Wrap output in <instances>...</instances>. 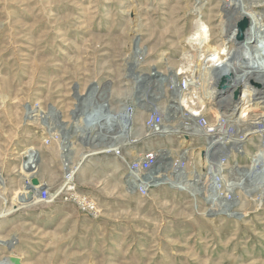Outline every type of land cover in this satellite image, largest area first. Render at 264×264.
<instances>
[{
	"label": "rangeland",
	"instance_id": "rangeland-1",
	"mask_svg": "<svg viewBox=\"0 0 264 264\" xmlns=\"http://www.w3.org/2000/svg\"><path fill=\"white\" fill-rule=\"evenodd\" d=\"M219 4L220 0H0V259L18 256L23 264H264V198L245 196L248 200L242 198L228 215L209 216L203 198L195 200L167 185L149 196L134 192L126 184L125 165L115 156H89L77 174L79 190L100 209L95 218L60 200H20L28 183L33 184L21 167L30 148L42 159L36 176L40 184L54 191L64 174L57 138L40 116H31V109L55 108L64 120L72 121L76 91L98 87L116 112L139 88L127 78L135 64L134 70L142 75L166 76L147 84L148 92L140 93L141 98L163 96L157 89L178 80L186 88L182 66L191 47L200 48V55L190 62L192 68L207 51H217L209 58L214 63L223 53L224 12ZM210 91L215 97L234 93L228 113L241 119L246 131L251 128L248 118L264 116V85L256 79L237 84L222 80ZM161 102L154 112L164 111L166 100ZM141 104L133 107L136 138L148 133L150 111ZM215 118L212 114L207 124ZM79 122V133H84ZM74 141L78 157L91 152L80 138ZM180 141L152 137L139 144L135 154L169 143L174 157ZM262 141L259 132L248 138L244 151L231 156L228 167L252 166L263 153Z\"/></svg>",
	"mask_w": 264,
	"mask_h": 264
},
{
	"label": "bare ground",
	"instance_id": "bare-ground-1",
	"mask_svg": "<svg viewBox=\"0 0 264 264\" xmlns=\"http://www.w3.org/2000/svg\"><path fill=\"white\" fill-rule=\"evenodd\" d=\"M220 4L224 12L220 32L223 53L215 56L216 63H214L209 58L217 51L205 52L204 59L197 62L195 68H192L191 60L195 61L200 55V48L196 45L191 47L187 54L184 53V58L187 60H184L182 72H185V77H188L186 88L179 84V80L170 82L165 89L162 87L157 89L160 90L159 93L164 94L163 96L159 95L156 99L147 100L140 95V93L146 94L145 86L158 80H165L166 76L161 79L155 78V75H142L134 70L136 64L132 65L133 69L130 71L128 69L127 73V78L132 83L137 82L139 86L137 89L134 88L136 95L129 98L128 106L139 108L138 103H142L143 110L148 108V111L153 112L158 109L155 106L159 107L162 105L161 101L166 100V111L162 114L163 123L156 128L157 132L164 136L179 133L184 143L182 158L187 159L189 155L196 158L189 167L182 170L180 165H170L169 159L164 158V155L150 171L149 178L170 182L163 185L180 187L179 192L189 193L195 200L203 198L209 216L228 215L245 196L255 197L256 200L258 197L259 200L264 198V129L261 131L257 129L264 125V116L248 118L247 123L251 128L246 131L245 123L239 118L234 119L235 116L228 113L229 105L235 97L234 93L230 91L223 96L215 97V93L210 91L214 84L222 80L237 84L242 79L247 78L250 81L256 79L264 85V0H220ZM245 20L248 21L247 27L240 37L239 24ZM201 31H203L201 34H204V30ZM195 32L200 33L197 30ZM188 70L190 74H187ZM163 85L161 82L160 86ZM197 88L201 93L196 91ZM103 91L104 89L98 87H93L86 93L76 91V103L70 114L72 121L64 120L60 111L55 108L42 112L31 109L29 112L31 116H40L41 120H44V127L53 138L58 136L59 139L55 142L61 150V163L65 155L63 152L69 151L72 144L75 146L76 142L72 143L74 139L82 138L85 140L84 144L92 148L91 150L97 151V149L110 148V142H106V138L113 131H121L120 128L116 130L112 128L116 126L117 121L125 119L123 112L121 108L115 112L111 102L106 103L107 99L103 96ZM252 92L253 89H250L247 96H251ZM182 104H188L192 110L184 108ZM108 105H110L109 108ZM212 114H216V118L210 121L211 125L207 124L208 127L204 125V122H199L202 119L208 121ZM127 115L131 117L130 114L126 113L125 116ZM134 118L135 121L136 117ZM81 120L90 121L83 126L86 129L84 133H79L80 130L77 127V122ZM139 122H141L140 119ZM257 132L263 135L261 142L263 153L255 157L253 165L247 169L239 164L228 167L231 156L241 154L244 151V142ZM152 134H154L153 130L148 131L142 140L151 138L154 136ZM193 134L207 137L210 145L203 146V139L200 137L196 139L198 141L196 151L188 155L186 150L188 142L184 139L185 136L190 138ZM102 139L103 141H100ZM138 141L134 140L133 144ZM188 146L191 148L190 145ZM29 150V153H25L21 166L28 180L36 178L39 172L38 166L42 163L39 153L31 148ZM2 182L3 179L0 176V183ZM42 185L28 183L26 190L22 192V196H25L21 197V203L36 202L39 199L38 190ZM238 195H240L239 199ZM0 242L2 243L1 240Z\"/></svg>",
	"mask_w": 264,
	"mask_h": 264
},
{
	"label": "built area",
	"instance_id": "built-area-1",
	"mask_svg": "<svg viewBox=\"0 0 264 264\" xmlns=\"http://www.w3.org/2000/svg\"><path fill=\"white\" fill-rule=\"evenodd\" d=\"M180 88V86H178ZM178 88V89H179ZM164 95V94H163ZM128 104H125L124 107L121 108L123 115L125 119H122L120 121H117L115 123V127L112 129L116 130L120 128L119 130L121 131H113L111 134H109L108 138H106V142H110L111 147L106 149H97L91 150L89 154L85 155H80L78 157L77 153L75 152V146L74 144L71 145L69 151L63 152L65 154L62 157V168H63V179L60 182V186L58 189L52 191L49 185L43 184L39 190V201L47 202V203H52L56 202L58 200L66 202V203H71L76 205L84 214L91 216L93 218L97 217L99 215V208L97 203L92 199L91 196L81 192L79 190L78 182H77V174L78 171L80 170L81 163L84 161L87 157L96 154H102L104 156H115L119 158L121 163L124 166V172L126 174V184L131 188L134 192L139 193L142 196H149L156 188L161 187H166L164 186L163 183H170V182H162V180H152L149 178V173L153 169L154 166L158 164V161H161L162 156L164 158L169 159L170 165L176 166L180 165L181 169L189 167L187 166L188 159H191L190 155L191 153L196 151V146H192L189 144V140L195 141L196 139L202 137L203 139V146L207 147L210 145L208 142V138L205 136H196L193 134L190 138L189 136H185V141L188 142L186 150L188 151V158L184 159L182 158L183 155V146L184 143L183 137L179 133H170L169 135H161L159 134L156 130L159 126H162L163 119H162V114L163 112L166 111V108L162 112H149L150 117L147 119V124L145 122V126L148 128V131L153 130L155 138H169V139H181L180 145L182 147L180 148V152L178 150L175 151L177 156L173 157V149L169 148L171 144L168 143V146H158V147H148L146 149H143L135 154V148L141 143H143L144 140H142L141 136L140 138L135 137V123L133 121L134 119V108L127 106ZM126 113L130 114L125 116ZM154 114V115H153ZM204 124L207 125V121L203 120ZM84 122H80V126H84ZM86 123V122H85ZM157 125V126H155ZM51 135V134H50ZM106 135V134H105ZM52 136V135H51ZM57 140L59 139L58 136H55ZM151 137V138H152ZM53 138V136H52ZM132 138L134 140H139L137 143L133 144ZM80 144L82 146L84 145L85 147L90 148L87 146V144H84V141L82 138ZM100 141H103L100 140ZM200 141V140H199ZM196 142H198L196 140ZM74 143V140L72 141ZM186 144V143H185ZM191 148H189V146ZM92 149V148H90ZM134 153V154H131ZM163 154H162V153ZM158 156V157H157ZM130 157H134L133 159H130ZM80 160V161H79ZM192 162L196 160V158H192ZM158 181V182H157ZM170 188L175 189L176 191H181L180 187L176 186H168ZM191 193V192H190ZM3 245L0 242V246ZM6 257V256H5ZM4 257V258H5ZM3 259V258H1ZM0 259V264L3 262V260ZM2 261V262H1ZM3 264V263H2Z\"/></svg>",
	"mask_w": 264,
	"mask_h": 264
},
{
	"label": "water",
	"instance_id": "water-1",
	"mask_svg": "<svg viewBox=\"0 0 264 264\" xmlns=\"http://www.w3.org/2000/svg\"><path fill=\"white\" fill-rule=\"evenodd\" d=\"M247 23L248 21L245 20L243 22H241L239 24V36H242V32L245 30V28L247 27ZM32 183L33 185H39L40 184V180L38 178H33L32 179ZM30 197V196H29ZM3 264H22L21 258L18 256H6L3 259Z\"/></svg>",
	"mask_w": 264,
	"mask_h": 264
}]
</instances>
